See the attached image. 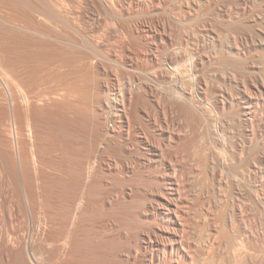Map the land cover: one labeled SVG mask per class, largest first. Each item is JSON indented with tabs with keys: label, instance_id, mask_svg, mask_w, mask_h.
<instances>
[{
	"label": "bare ground",
	"instance_id": "obj_1",
	"mask_svg": "<svg viewBox=\"0 0 264 264\" xmlns=\"http://www.w3.org/2000/svg\"><path fill=\"white\" fill-rule=\"evenodd\" d=\"M0 264H264V0H0Z\"/></svg>",
	"mask_w": 264,
	"mask_h": 264
}]
</instances>
